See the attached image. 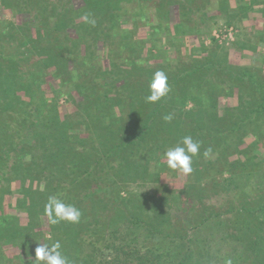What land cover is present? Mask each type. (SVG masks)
Here are the masks:
<instances>
[{
	"label": "rangeland",
	"instance_id": "1",
	"mask_svg": "<svg viewBox=\"0 0 264 264\" xmlns=\"http://www.w3.org/2000/svg\"><path fill=\"white\" fill-rule=\"evenodd\" d=\"M30 1L31 5H36L32 14L34 19L29 16L30 14L25 19L31 20V24H41L39 23L41 16L38 13L47 7L48 14L53 16L51 25L49 24V27L53 29L50 30V35L43 34L47 38L41 37L42 44L38 45L39 48L37 46L32 49V41L28 40L29 33L22 31L23 23L16 14L25 8L23 0H0V75L3 74L5 77L8 75L7 82L13 83L14 87L26 86L28 85L26 83H30L31 80V88L36 92V97L44 101V105L50 109H45L42 116L34 118L37 124L33 127L37 130L24 131V137L19 140V145L18 119L13 118V125L17 128L16 132L13 130L16 134L10 142L11 146H15L16 149L18 147V151H15L16 149L10 151L6 146L4 149L7 151L3 149L4 152L0 153V264H36L35 249L38 244H51L55 241L61 243V250L70 264H105L99 261L98 257L95 258L96 261L94 260L92 245L78 244L79 236L77 237L76 234H79V231H73L77 232L75 235L72 232L70 234L66 232L64 222L57 224H64L60 233L56 231L55 234L49 232L48 234L47 229L45 232H38L41 229L40 222L42 220L48 222L40 205L47 203L49 194H52L55 188L52 191L48 190V179H54L52 185L59 187L58 189L67 187L70 180L67 177L56 178L52 163H49L47 159L34 158L28 151L30 148L24 149L26 152L20 148L23 143L33 139L36 133L40 139L41 137L52 138L50 132L53 130L52 126L49 128L51 123L48 114H52L51 107L55 103L52 98L55 96L58 97L56 100L59 101L62 115L67 114L69 121L74 122L72 126L75 132L86 131L90 136L93 134L91 129L87 130V119L76 111V108L79 111L81 106L90 105L85 94H79V92L88 94V89L82 86L76 88L74 85L84 82L87 85V79L91 80V78L88 74H84L82 78L73 79L75 68L70 69L73 64L71 59L78 55L82 56L85 52L91 54V58L96 57L98 62L102 60L103 65H107L106 60L110 55L116 56L123 60L127 72H132L135 79L147 78L148 74L153 76L158 70L164 71L169 77L175 74V70L186 71L193 67L191 62L194 60L199 59L198 64L204 63L205 67L196 68L198 76L205 73L207 77H204L199 84L203 87L217 85L216 90L221 91L220 93L227 95L228 98L224 103L221 101V103H215L211 99L206 100V103L187 102L185 110H193L195 115L186 120L193 122V127L199 126V128L194 127L199 134L211 124V121L214 122L213 125L217 127L210 132L217 141L222 137L223 132L231 141L237 135L243 136L242 144L233 140L229 143L228 153L225 154L226 162L227 159L235 163L240 161L238 165L240 168L228 167V163L225 167L226 163L223 160L220 161L221 164L215 163L209 188L215 190L212 193H229L221 187L228 174H221L220 170L222 172L223 169H229L236 175H239L243 169L252 170L255 173V176L251 177L252 184L255 180L260 184L257 187H249L244 183L243 193L235 190L240 192L238 194L240 196L233 197L235 193L233 191L232 197L228 198H231V202L237 208L241 205L240 202L247 201L259 205L258 202L262 201L264 196V177H260L264 175V112L257 114L256 111L250 113V110L257 107V103L264 97V0ZM85 17H88L89 21L95 20V24L86 21ZM176 23H180L181 26L176 28ZM229 32L232 33V38L226 36ZM54 38L55 43H57L56 39L66 41V45L64 44L66 51H61V57L50 51V46L54 45ZM25 39L28 40V44H24ZM202 43L206 45V49L203 48L204 50L200 52L194 49H200ZM59 59H68L69 68L64 67L69 70L67 76L58 73L59 67L63 66ZM10 68H13V73L9 71ZM82 70L84 67L81 72ZM32 73L33 79L29 78ZM251 74H254L257 84L248 80L247 75ZM168 84L170 85L169 82ZM44 89L45 91H42ZM202 90L198 89L197 95ZM44 92L48 98L45 97ZM71 96L76 97V100L68 101L67 99ZM204 105L209 107L208 112L202 110L206 108L203 107ZM90 124L92 126V123ZM246 130L248 131L245 133ZM206 133H203L202 137L206 136ZM80 137L76 136V139ZM86 139L88 144L85 146L75 144L76 164L83 169L91 166L92 170L98 171L99 188L90 191L93 193L91 202H88L91 195L85 197L86 201L83 203V198L79 196L74 201V205L78 207L83 204L85 210L80 219L85 217L86 219L83 220L92 223V230H96L95 222L100 226L97 229L99 231L118 228L120 234L117 236L121 238L120 235H125L123 231L130 228L127 221L135 216L147 223H157L159 227L158 219H153L157 213L151 207L159 201L155 197L166 195L163 191L165 185L178 190L184 186L186 191H196L200 184L203 185V182L195 184L194 180L186 183L189 175L185 176L169 168L163 171L160 181L135 178L137 174L134 172L136 168L134 165L129 167L130 170L125 175L114 173V170L110 171V174L102 173L101 170L107 169V166L104 163H98V160L95 162V158L98 159L102 151L98 145L96 147L95 142L98 139L92 142L91 138ZM245 153L252 156V159L249 160ZM216 155L217 153L213 154L212 158L216 159ZM163 162H166L164 157ZM92 176L93 183L95 178L94 175ZM31 179H43L41 186L45 184L44 186L47 187L44 198L41 196L43 189L40 188L39 183L31 187V183L29 184ZM17 183L24 185L21 187L19 184V186L16 185ZM192 184L193 186L190 187ZM260 193L263 195L261 200H259ZM228 198L218 201L224 203L223 207L229 208ZM66 200L64 202L68 203ZM192 200L196 201L195 196ZM164 209L163 207L162 210ZM223 210L225 209L215 208V216ZM235 215L236 213H225L216 219L221 220V224L229 228L231 232L238 235L239 233L250 235L248 241L251 244L256 237L248 229L260 225H256L257 223H254L256 221L251 222L245 215ZM181 217L184 219L185 215L182 214ZM51 225L53 224L50 223V227ZM104 225L109 227L104 228ZM184 225L185 223L183 227ZM163 227L166 230V226ZM83 229L85 227L83 228L80 222L75 223V230ZM106 236H110V233ZM100 237H102L101 234L95 236V238ZM193 249L199 251L196 247ZM120 250L123 253L121 261L117 264H141L138 259L131 260L132 257L127 256L125 251L127 249ZM199 263L202 264V257L200 258L199 252H196L192 262L188 264Z\"/></svg>",
	"mask_w": 264,
	"mask_h": 264
},
{
	"label": "trees",
	"instance_id": "2",
	"mask_svg": "<svg viewBox=\"0 0 264 264\" xmlns=\"http://www.w3.org/2000/svg\"><path fill=\"white\" fill-rule=\"evenodd\" d=\"M23 2L25 8L16 14L18 15L17 18L23 23L21 25L23 27L22 31L29 33L28 40L32 41V49H34L42 44V36L44 39L47 38L43 34H49L50 30L53 29L49 27L53 16L48 14V8L46 7L38 13L41 16V21H39L41 24H31L32 21L26 20L25 17L28 18L30 14L29 16L34 19L32 14L36 5H31L30 0H23ZM175 25L176 28L181 26L180 23ZM28 40L25 39L24 44H28ZM56 41L57 43H55L54 38V45L50 46V51L52 50L53 54H58L61 57V51H66V48L64 50L66 41L59 39H56ZM50 43H53V41H50ZM203 48L206 49L204 43L201 44L200 49H194L200 52L204 50ZM88 54L85 52L82 56L73 57L71 59L73 64H71L70 69L75 68L72 75L73 79L82 78L84 74H88L89 78H91V80L87 79V85H85V82L74 85L76 88L82 86L88 89V94L78 92L79 94H85V98L89 99L88 103L90 105L81 106L79 111L76 108V111L87 119V130L91 129L94 135L90 136L86 131H80L81 137H83L81 138L80 133L75 132V128L72 126L74 122L69 121L66 117L67 114L62 115L60 105H58L59 101H57L58 97L56 98L55 96V98H52L55 101L53 107H51L52 114H48L51 123L49 128L52 126L53 130L50 132L52 134L50 137L52 138H48L50 141H47L48 139L44 137L40 139L36 133L33 139L25 140L27 143H23L20 147L23 150L30 148L28 151L34 158L47 159L49 163H52L56 178L64 179L67 177L70 180L67 183V187H65L67 189H58L59 187L52 185V180L54 179L49 178L48 190L52 191L55 187L54 192L49 195L57 196L63 201L67 199L66 202L68 201V204H74V201L79 196L83 198L82 203L86 201L84 200L85 197L90 195L88 202L92 201L93 193L90 191L99 188L98 171L92 170L91 166L83 169L76 164L77 147L75 144L78 143L85 146L88 144L87 137L91 138V142L98 139V143L95 142L96 147L98 145L102 151L98 159L95 158V162L98 160V163H104L107 166V169L101 170L102 173L110 174V171L114 170V173L125 175L130 170L129 167L134 165L136 166L134 172L137 174L135 178L141 177V179L148 181H160L163 171L168 168L167 163L163 162V154L166 149L175 146L182 137L191 136L194 141L201 144V148L199 154L192 158L193 172L188 176L186 183H191L194 180L195 184L203 182V185L200 184L196 191H186L184 186L178 190L168 188L165 185L163 191H165L166 195L155 197L159 200L157 201L158 204L155 202L151 207L157 213V216L153 217V219H158L159 227H157V223H147L140 217H130L131 219L127 221L130 228L124 230L123 234L125 235H120V238L117 236L120 234L118 228L99 231L97 229L100 226L95 222L96 230H92V223L83 220L86 219L84 217L79 222L85 229L75 230V223L64 222L67 228L66 232L69 234L72 232L75 235L77 232L73 231H79L80 235L76 234L77 237L79 236L78 244L92 245L94 247L92 253L95 254L94 260L96 261L98 257L99 261L105 264L119 263L123 253L120 252L122 248L127 249L125 250L126 254L128 257H132L130 258L131 260L138 259L141 264H188L192 262L196 252H199L200 258L202 257V264H226L228 260H231V264H264V196L261 193L259 194V200L263 196L262 201L258 202L259 205H256L255 202L247 201L240 202L241 205L238 208L233 205L231 198H228L229 196L232 197V192H235V190H240L243 193L242 186L244 183L249 187H257L260 183L255 180L253 185V178H251L253 175L255 176V173L252 170L246 169L245 171L243 169L239 175H236L234 171L223 169L222 172L221 170L219 172L228 175L224 178L221 187L229 193H212L215 190L209 188L210 176H212L215 163L223 160L226 163L225 167H227V163L228 167H238L240 161L235 163L227 159L226 162L225 158H227V155L225 154L228 153L229 143L234 140L236 143L241 142L242 144L243 136L237 135L231 141L228 135L220 132L223 138L220 136L221 138L217 141L216 138L212 137V132H210V130L212 131V129L217 127L213 125L214 122L211 121V124L207 125L204 131L199 134L194 129L197 126L194 125L193 127L194 123L186 120L195 115L193 110H185L187 102L206 103V100L210 101L211 99L215 103L220 101L224 103L228 98L227 95L225 96V94L220 93L221 91L216 90L217 85L203 87L199 84L200 81L204 80L206 74L203 73L198 76L196 68L205 67L206 65L204 63L198 64V59L192 61L191 65L193 67L186 71L175 70V74L168 77V82L170 83L168 94L156 103H148L146 102V96L150 94L148 86L152 75L149 76L147 72V78L135 79L132 72H127L128 70L124 67L123 60L118 59L116 56L110 55L109 59L106 60L107 65H103L102 60L98 62L96 57L91 58V54L89 56ZM59 62L63 66L59 67L60 71L58 73L67 76L69 70L64 69V67L67 66L69 68L68 59H59ZM81 67H84L82 72ZM9 71L13 73V68H10ZM32 75L33 73L29 78H32ZM247 76L250 82L257 84L258 81L254 78V74ZM7 81H9L8 75L5 77L1 74L0 153L4 152L3 149L6 146H8L7 149L10 151L16 149L15 146H11L13 135L16 134L15 129L17 128L13 125V118L18 119L19 130L17 135L19 134V136L17 141L19 145V140L24 137V131L27 130L28 132L32 129L31 131L35 132L37 130L36 127H33L37 124L34 118L42 116L45 109H47L44 101L38 99L36 92L32 90L31 80L30 83L25 82L28 85L23 87H14L13 83H8ZM196 88L197 90H203L197 95ZM42 91H45V89ZM45 97L48 98L46 94ZM75 98L71 96L67 100L75 101ZM262 99V101L257 103V107L252 108L253 111L250 110V113L256 111L257 114H262L264 112V97ZM203 107L206 108H202V110L208 112L207 109L209 107L207 105ZM234 109L237 108L234 107ZM168 115L172 117L171 121L164 119ZM90 123H92V126ZM203 133H206V136L202 137ZM76 136H79L80 139L77 140ZM13 142L15 143L16 141L14 140ZM209 148L212 153L209 157H205L203 153ZM4 150L7 151L6 149ZM241 150L243 152V149ZM15 151H18V147ZM215 153H217L216 159H213L212 157ZM247 156L249 160L252 159V156ZM92 175L95 178L93 183L91 181ZM262 176L264 177V175L260 177ZM31 177L36 179L34 176ZM256 177H258L257 174ZM35 179H31L29 184L31 183V187H33L34 184L39 183L40 188L43 189L41 196L44 198L47 187L44 186L45 184L41 186L43 179ZM18 184L21 187L24 185L22 183H17L16 185ZM192 186L193 184L190 187ZM67 190L68 192L66 193ZM240 192H235L236 194L234 193L233 197L240 196L238 195ZM194 196L195 202L192 200ZM223 198L229 199V208L223 207L224 203L218 201L223 200ZM44 206L43 203L40 205L42 212H44ZM163 207L165 208L164 210H162ZM78 208L81 212L85 210L83 204L79 205ZM215 208H223L225 210L215 216ZM230 212L236 213L235 216L245 215L251 222L256 221L254 223L260 225L254 226L252 229L249 227L248 229L256 237L251 244L248 241V236L250 235L242 233L238 235L231 232L228 230L229 228L221 224V220L218 221L216 219V217ZM182 214L185 215L184 219L186 220L181 217ZM83 215L82 213L81 216ZM98 221L100 220L98 219ZM212 222H216L218 225L212 224ZM183 223H185L184 227ZM40 225L41 229L38 232H45L47 229V233L52 234H55L56 231L60 233L62 228H64V224H55L50 227L49 221L44 220L40 222ZM106 226L109 227L108 225ZM106 226L104 225V228ZM163 226H166V230H164ZM63 231L65 230L63 229ZM108 233H110V236H106ZM99 234L102 237L95 238ZM194 247L199 251L194 250Z\"/></svg>",
	"mask_w": 264,
	"mask_h": 264
},
{
	"label": "clouds",
	"instance_id": "3",
	"mask_svg": "<svg viewBox=\"0 0 264 264\" xmlns=\"http://www.w3.org/2000/svg\"><path fill=\"white\" fill-rule=\"evenodd\" d=\"M86 21L95 24V20L84 18ZM150 94L146 96V102L156 103L165 97L170 91L168 77L164 71H156L149 83ZM166 121H171L170 115L165 116ZM201 144L194 141L191 136L182 137L175 146L169 147L164 152V159L167 167L177 173H182L187 176L193 172V157L200 152ZM212 150L207 149L203 155L209 157ZM44 215L49 223L55 225L61 222L78 223L82 212L74 204L65 203L57 196H49L47 203L44 206ZM62 245L59 241L51 244L39 243L35 249L36 264H70L67 256L62 252ZM31 259V257H30ZM226 264H231V260L226 261Z\"/></svg>",
	"mask_w": 264,
	"mask_h": 264
},
{
	"label": "built area",
	"instance_id": "4",
	"mask_svg": "<svg viewBox=\"0 0 264 264\" xmlns=\"http://www.w3.org/2000/svg\"><path fill=\"white\" fill-rule=\"evenodd\" d=\"M231 30H232V28H231ZM226 36H229L230 38H232V33L229 32V35H226Z\"/></svg>",
	"mask_w": 264,
	"mask_h": 264
}]
</instances>
